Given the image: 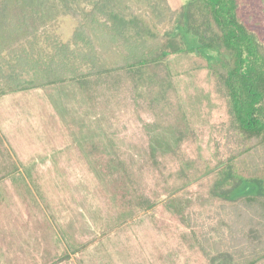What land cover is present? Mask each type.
Listing matches in <instances>:
<instances>
[{
  "label": "rangeland",
  "instance_id": "1",
  "mask_svg": "<svg viewBox=\"0 0 264 264\" xmlns=\"http://www.w3.org/2000/svg\"><path fill=\"white\" fill-rule=\"evenodd\" d=\"M131 4L160 35L172 29ZM238 15L264 42V0H239ZM53 16L14 53L47 57L81 20L61 7ZM166 61L162 93L122 72L21 91L0 84V264H219L220 250L237 248L233 201L211 189L224 99L203 57Z\"/></svg>",
  "mask_w": 264,
  "mask_h": 264
},
{
  "label": "trees",
  "instance_id": "2",
  "mask_svg": "<svg viewBox=\"0 0 264 264\" xmlns=\"http://www.w3.org/2000/svg\"><path fill=\"white\" fill-rule=\"evenodd\" d=\"M36 1L0 0V84L9 91L68 80L87 84V77L122 72L134 86L159 84L162 93L170 86L161 74L169 75L170 55L191 52L206 60L227 109L222 138L215 139L221 160L211 168V189L233 201L230 228L239 241L236 249L220 250L225 260L219 264H264V42L238 15L239 0H187L180 9L168 0H91L89 10L83 0ZM131 2L147 5L156 23L172 20V29L160 35ZM59 7L81 17L70 38L55 43L47 57L32 54V46L14 53V45L34 38L37 23L45 24ZM6 50L15 61L3 55ZM154 139L161 149L171 145ZM149 200L137 201L152 207Z\"/></svg>",
  "mask_w": 264,
  "mask_h": 264
}]
</instances>
